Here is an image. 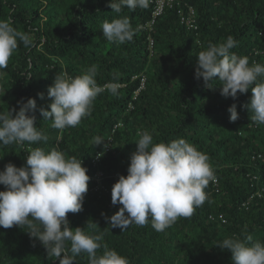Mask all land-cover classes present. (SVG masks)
<instances>
[{"label": "trees", "instance_id": "16d2710c", "mask_svg": "<svg viewBox=\"0 0 264 264\" xmlns=\"http://www.w3.org/2000/svg\"><path fill=\"white\" fill-rule=\"evenodd\" d=\"M108 5L109 0H0V19L11 18L14 28L33 39L29 48L18 41L3 70L0 112L18 111V101L33 98L36 110L28 114L48 136L35 144L0 145V171L8 163L24 166L36 147L46 152L55 147L81 159L90 177L88 191L82 210L67 219L72 229L104 233L97 256L107 249L130 264H232L231 252L216 246L223 239L251 235L252 242L264 243V125L252 122L251 89L235 99L224 97L218 78L205 85L194 74L199 52L228 36L237 41L231 52L247 56L250 65L264 64V0H172L157 15L156 0L146 9L124 7L119 14ZM189 6L196 10L195 27L180 20ZM124 16L135 31L133 40L109 42L103 22ZM92 65L98 69L97 84L118 83V95L98 94L91 114L76 127H52L39 109L51 103L47 90L55 75L80 76ZM233 104L239 118L230 122ZM144 130L154 143L182 138L206 153L215 180L191 217L178 218L163 232L154 230L151 219L121 232L107 219L122 207L111 203V188L127 175ZM97 135L104 139L92 145ZM27 230L0 227V264H59ZM74 264H89L87 253L76 256Z\"/></svg>", "mask_w": 264, "mask_h": 264}, {"label": "clouds", "instance_id": "9594fccd", "mask_svg": "<svg viewBox=\"0 0 264 264\" xmlns=\"http://www.w3.org/2000/svg\"><path fill=\"white\" fill-rule=\"evenodd\" d=\"M150 2L109 0L108 6L119 14L124 7L146 9ZM189 7L197 20L196 10ZM102 32L109 42L116 44L131 42L135 34L126 16L103 22ZM18 41L25 48L33 45L29 34L12 26L11 18L0 19V79L6 75L3 70L17 50ZM236 45L233 36L219 44L210 42L198 54L195 78H202L205 85L218 78L220 94L233 99L237 93L251 89L247 108L254 113L252 122L264 125V79H261L264 64L250 65L247 56L230 51ZM97 74V66L92 65L80 76L72 77L66 72L55 75L47 90L51 103L47 109H39L43 119L52 121V127L61 130L76 127L91 114L98 94L107 90L113 96L118 95L120 85L112 82L99 86ZM117 78L118 73L113 80ZM38 95L42 98V94ZM18 104V111L0 112V145L23 146L25 142L47 141L48 136L36 126L35 115L28 114L36 110L35 99L28 98L26 103L18 101ZM228 112L230 122L239 118L235 104ZM102 139L94 136L92 145L100 144ZM135 144L127 175L119 176L111 188V203L122 207L107 219L110 228H119L121 232L132 224L145 226L151 219L154 230L163 232L178 218L191 217L207 200L204 190L215 180L210 158L182 138L154 143L153 135L147 130L139 133ZM86 173L81 159L66 156L55 147L47 152L40 147L32 149L22 167L6 164L0 171V185L5 189L0 191V227H26L29 236L38 240L48 254L59 258V264H74L75 257L81 253H87L89 264H130L126 257L107 250L106 246L103 254L97 256V250L103 246V232L89 234L80 227H69L67 214L82 210L88 191L90 177ZM216 246L231 252L232 264H264V243L252 242L251 235L244 240L225 238Z\"/></svg>", "mask_w": 264, "mask_h": 264}, {"label": "built area", "instance_id": "2783aa9c", "mask_svg": "<svg viewBox=\"0 0 264 264\" xmlns=\"http://www.w3.org/2000/svg\"><path fill=\"white\" fill-rule=\"evenodd\" d=\"M171 1L172 0H156V8L154 10V15L159 14L163 10L164 4L166 3L171 4ZM193 13L194 10L191 7H189L188 14L186 17L185 14L180 15L181 22H185L188 25V27H195L194 25L195 19L193 18Z\"/></svg>", "mask_w": 264, "mask_h": 264}]
</instances>
